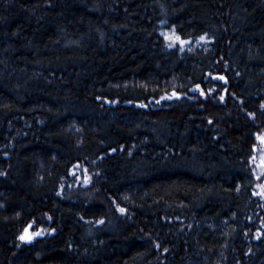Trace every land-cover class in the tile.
<instances>
[{
    "label": "trees",
    "instance_id": "obj_1",
    "mask_svg": "<svg viewBox=\"0 0 264 264\" xmlns=\"http://www.w3.org/2000/svg\"><path fill=\"white\" fill-rule=\"evenodd\" d=\"M261 134L264 0H0V264H264Z\"/></svg>",
    "mask_w": 264,
    "mask_h": 264
},
{
    "label": "rangeland",
    "instance_id": "obj_2",
    "mask_svg": "<svg viewBox=\"0 0 264 264\" xmlns=\"http://www.w3.org/2000/svg\"><path fill=\"white\" fill-rule=\"evenodd\" d=\"M161 33L171 44H175V43H179L181 45L187 44L186 41H183V43H181L180 41L176 40L175 37H177L178 35L172 28L168 27L166 23H162ZM223 79L225 78L223 77ZM171 97L172 98L176 97V95L174 93L166 95V98H171ZM258 141H259V147L256 150L257 153L256 156L258 158L257 169H258V173L261 174L264 172V134L259 135ZM26 230L27 231H25V235H31L32 238H34L38 234L30 229H26Z\"/></svg>",
    "mask_w": 264,
    "mask_h": 264
},
{
    "label": "snow or ice",
    "instance_id": "obj_3",
    "mask_svg": "<svg viewBox=\"0 0 264 264\" xmlns=\"http://www.w3.org/2000/svg\"><path fill=\"white\" fill-rule=\"evenodd\" d=\"M176 40L180 41L181 43H183V41L181 40V38L179 36L175 37ZM203 39V37H202ZM220 79H223V77H220ZM197 87H199V85H197ZM221 99H223V97H221ZM121 212L124 211V209H120ZM99 223H103V221H99ZM27 231V230H26ZM21 240H31L32 236L31 235H22L20 237Z\"/></svg>",
    "mask_w": 264,
    "mask_h": 264
}]
</instances>
